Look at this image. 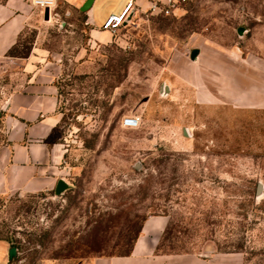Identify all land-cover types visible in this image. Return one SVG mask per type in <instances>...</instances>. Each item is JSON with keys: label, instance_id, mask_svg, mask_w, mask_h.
<instances>
[{"label": "rangeland", "instance_id": "rangeland-1", "mask_svg": "<svg viewBox=\"0 0 264 264\" xmlns=\"http://www.w3.org/2000/svg\"><path fill=\"white\" fill-rule=\"evenodd\" d=\"M67 18L41 22L38 41L63 67L52 139L69 187L1 196L0 238L18 245L23 264L44 251L123 255L144 218L164 213V252L264 264V110L202 102L196 80L185 81L196 47L234 51L233 63L264 59V0L136 10L103 44L88 42L82 14ZM35 34L12 54H25ZM127 115L137 128L121 125Z\"/></svg>", "mask_w": 264, "mask_h": 264}, {"label": "crops", "instance_id": "crops-1", "mask_svg": "<svg viewBox=\"0 0 264 264\" xmlns=\"http://www.w3.org/2000/svg\"><path fill=\"white\" fill-rule=\"evenodd\" d=\"M127 1L93 0L86 11H81L85 0H57L45 17L44 10L33 7L30 0H0V197L46 195L54 191L59 178H64V151L52 139L61 119L58 79L63 67L58 57L38 41L41 22L48 17L51 21L56 15L62 24H68L67 14L76 11L83 15L88 42L103 44L111 40V33L102 28L104 20L121 11ZM132 1L137 11H146L152 0ZM31 30L36 34L26 53L12 54L20 37ZM196 49L198 53L190 61L192 75L185 81L196 80L202 102L220 104L227 99L243 108L264 110L263 58L252 56L248 62L233 63L234 51ZM80 66L78 62L74 70ZM168 222L164 213L144 218L128 254H97L83 260L76 250L64 254L44 251L35 264H208V259L191 253L161 249ZM12 247L15 252L10 255ZM22 254L16 243L0 238V264H23Z\"/></svg>", "mask_w": 264, "mask_h": 264}, {"label": "built area", "instance_id": "built-area-1", "mask_svg": "<svg viewBox=\"0 0 264 264\" xmlns=\"http://www.w3.org/2000/svg\"><path fill=\"white\" fill-rule=\"evenodd\" d=\"M57 0H30L33 7H38L43 10L48 9V11L55 7ZM191 0H152L151 6L148 10L157 9L159 12L169 15L173 14L175 9L182 7ZM136 11L132 0H128L121 11L118 13L109 14L102 24V28L110 32H114L119 27L124 24L126 18ZM121 125L127 129H135L139 125V120L136 116L127 115L121 119ZM84 264V263H79Z\"/></svg>", "mask_w": 264, "mask_h": 264}, {"label": "water", "instance_id": "water-1", "mask_svg": "<svg viewBox=\"0 0 264 264\" xmlns=\"http://www.w3.org/2000/svg\"><path fill=\"white\" fill-rule=\"evenodd\" d=\"M93 0H85V2L81 5L80 7V10L81 11H86L90 5L92 4ZM44 15L45 17H47L48 15V9H45L44 10ZM130 16V15H129ZM128 16V17H129ZM128 17L126 18V20L128 19ZM126 20L124 21V23L126 22ZM240 32V31H239ZM198 53V49L196 48H193L191 51H190V59L191 60H194L196 55ZM167 87H165V91H166ZM69 187V184L66 182V180L64 178H59L56 182V185L54 187V195H60L63 191H65L67 188ZM262 190H263V185L262 183L258 182L257 183V192H256V195L257 196H260L262 194ZM15 252V248L12 247L10 249V255L14 254Z\"/></svg>", "mask_w": 264, "mask_h": 264}, {"label": "trees", "instance_id": "trees-1", "mask_svg": "<svg viewBox=\"0 0 264 264\" xmlns=\"http://www.w3.org/2000/svg\"><path fill=\"white\" fill-rule=\"evenodd\" d=\"M76 251H78V250H76ZM126 254H128V253H126Z\"/></svg>", "mask_w": 264, "mask_h": 264}]
</instances>
